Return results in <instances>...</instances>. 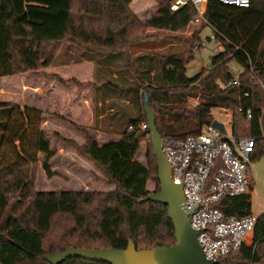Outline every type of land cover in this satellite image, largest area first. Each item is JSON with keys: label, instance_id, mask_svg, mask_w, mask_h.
<instances>
[{"label": "trees", "instance_id": "16d2710c", "mask_svg": "<svg viewBox=\"0 0 264 264\" xmlns=\"http://www.w3.org/2000/svg\"><path fill=\"white\" fill-rule=\"evenodd\" d=\"M136 1L0 0V109L5 116L0 135L1 264H48L45 256L69 247L125 248L128 240L137 249L174 244L166 206L141 201L149 194L148 179L157 181L151 141L146 164L134 160L145 136L138 129L145 114L130 122L133 131L99 145L86 131L95 120L94 63L53 64L63 44L91 53L127 51L149 39L150 30L185 32L198 15L190 3L171 11V0H148L154 13L140 20L130 8ZM200 14L222 49L211 57V67L193 77L186 76L185 60L158 58L164 85L144 88L155 126L162 138L195 135L214 121L212 108L227 109L233 137L254 138L250 159H257L264 154V97L257 95V88L264 93V0H251L248 8L206 0ZM231 60L242 67L239 85L232 83ZM185 95H199L201 101L190 111L172 105ZM44 111L84 135L83 145L55 137L100 169L115 184L113 191H34L38 152L45 154L41 167L46 176L55 175L48 164L55 153L40 130ZM214 206L241 217L250 213V196L224 197ZM60 264L107 263L70 258ZM217 264H264V213L256 219L251 244Z\"/></svg>", "mask_w": 264, "mask_h": 264}, {"label": "rangeland", "instance_id": "374dc122", "mask_svg": "<svg viewBox=\"0 0 264 264\" xmlns=\"http://www.w3.org/2000/svg\"><path fill=\"white\" fill-rule=\"evenodd\" d=\"M151 6L152 3L150 4L148 0H137L132 7L134 10L137 9V11L139 12V17L141 19H145L149 15H152L154 13V11H152ZM133 9L132 11L134 12ZM155 31H157L155 33H160L161 35L159 36V38L154 40L153 38H149L151 39V41H153L151 44L152 48L157 47V45L164 46L167 41L170 40L171 37L167 36V33H173L171 37V43L175 42L177 44L165 46L161 51L153 52V54L150 55L149 60L148 57H146L147 59L144 62L141 61L145 65L144 67L135 65V63L133 64L129 59L130 56L127 60L124 56H122L121 60L116 59L114 67H116L117 69L114 68V70L117 75L122 74L125 75V77L119 78L115 82L108 83H104L107 78H101L100 82L98 83L99 88L97 87V84H95V88L97 87V89L94 90V110L97 101L102 99V94L105 93L107 97L106 101L102 103V106H98V112H101V117L99 118L100 120L96 122L94 120V126H97L98 128L101 127V130L108 129V132H103L102 134H107L112 138H119L121 137L123 132L129 131L128 128L130 125H132L130 123L132 120L137 118L141 119L142 114H144L142 106L144 88L148 85L157 87L164 85L159 70L158 58L160 56L176 57L185 60L186 76L193 77L200 71H203L205 68L211 67V57L218 53L217 45H219V47L221 46L220 43L214 38L212 29L207 26L204 21L190 23L186 31L183 33H174L165 30ZM163 34H165V36H163ZM165 38L167 39V41H165ZM69 49H71V51H69ZM81 54H83V56L88 54L87 58H89L90 60L96 59V57L92 55L96 53L83 51L77 46L71 44H63L57 54L58 56L55 57L53 62L65 63L69 62L71 58V60H78L81 58ZM129 64L132 66H129ZM134 65L136 67H134ZM129 67H133V69H130ZM228 67L231 73L233 74L234 78H237L242 71V67L233 60L228 63ZM102 73H104V69L101 71V74ZM257 89L258 99H262L264 97V93L260 88ZM184 97L185 98H183V101L180 102L179 105H172L182 106L183 109L185 108L187 111H190L194 109L201 101L199 95L195 97H193L192 95H185ZM260 102H262V100ZM260 105L261 107H263L262 109L264 110V104L260 103ZM101 110H103L104 112ZM210 113L215 120L222 122L227 129H230V116L228 115V113H231L232 116V112L230 110L224 112L223 110L213 108L210 110ZM4 119V111L0 110V135L2 132V125ZM140 123L146 124V121H141ZM62 132L64 135L71 136L70 138L73 137V139L76 140V137L73 136L71 133L69 134L68 131ZM142 133L145 135L144 140L140 143L139 150L136 153L134 160L146 164L145 155L148 149V142H150V139L148 138L146 131H142ZM45 134L49 136L50 141H53L51 147H54V139L60 142L55 137L56 133L51 135V133L46 132ZM104 139L106 138L104 137ZM73 150L75 151V153H77L75 149ZM44 157L45 154H41L38 157V165L35 170V192H59L73 189L78 190V188L85 187L86 190L82 191H97L106 193L113 191L116 187L115 184L108 182L107 178L103 176L100 169L96 168V166L91 162V167L93 168H82L83 172L76 173V178L68 179L61 174L55 175L52 178H48L42 171L40 163L42 159H44ZM67 157H69V155ZM55 160H57V163L59 165L64 162V160L60 157H56ZM247 175L249 189L246 192V195L250 196V212L254 216L258 217L259 215L264 213V154H262L259 158L250 161V164L247 167ZM156 184L157 181H154V179H148V181L146 182L147 191L149 193L155 192L157 190ZM17 197L18 196H16L15 198ZM251 240L252 234L246 240L245 245H250Z\"/></svg>", "mask_w": 264, "mask_h": 264}, {"label": "built area", "instance_id": "2783aa9c", "mask_svg": "<svg viewBox=\"0 0 264 264\" xmlns=\"http://www.w3.org/2000/svg\"><path fill=\"white\" fill-rule=\"evenodd\" d=\"M204 1L171 0L169 9L177 11L190 3L198 11L191 23L200 22L203 20L200 6ZM217 1L238 8H248L251 3V0ZM232 83L239 85L238 77ZM245 114L247 119L252 117L250 109ZM134 128L130 125L127 132ZM138 129L146 131L150 139L146 124L140 123ZM255 144L254 138H235L231 131L225 128L222 132L212 123L203 125L195 135L162 138V154L171 169L172 181L182 185V208L191 229L198 231L197 241L207 260L218 262L221 257L236 252L252 234L256 216L251 213L228 216L214 205L224 197L246 194L247 167Z\"/></svg>", "mask_w": 264, "mask_h": 264}, {"label": "water", "instance_id": "95a60500", "mask_svg": "<svg viewBox=\"0 0 264 264\" xmlns=\"http://www.w3.org/2000/svg\"><path fill=\"white\" fill-rule=\"evenodd\" d=\"M142 102L147 131L156 158L159 190L149 193L141 201L150 200L166 206L167 217L171 220L174 229V244L137 249L134 243L128 240L125 248L84 249L69 247L45 256L44 261L46 263L60 264L70 258H80L107 264H217L215 261L207 260L201 251L197 241L198 231L191 229L188 215L182 208V185L172 181L171 169L162 154V135L155 126L154 113L146 94L143 95ZM212 125L224 132L221 122L214 120Z\"/></svg>", "mask_w": 264, "mask_h": 264}, {"label": "crops", "instance_id": "0c3cea01", "mask_svg": "<svg viewBox=\"0 0 264 264\" xmlns=\"http://www.w3.org/2000/svg\"><path fill=\"white\" fill-rule=\"evenodd\" d=\"M133 4L134 3L130 4V7L132 9H133V7H132ZM134 12L139 17V12L137 11V9H135ZM140 20H145V19L140 18ZM155 32H157V31H155V30L149 31L150 38H153V40L159 38V36L161 35L160 33H155ZM167 34H168L167 36L172 37L173 33H167ZM163 36H165V34H163ZM171 37H170L169 41H167V39L165 38V41H167V43L164 46L157 45V47L152 48L151 44L153 41H151V39H147V40L140 42L138 44L131 45L129 47L128 51L124 50V51H120V52H99V51L93 52V53H96V54H92L96 57L95 60H90L89 58H87L88 54H86L85 56H83V54H81V58L78 60H71L72 59L71 58L69 62H65V63L53 62V64L54 65H61V64H66V63H70V62L92 61L94 63V82H95V84H97V87L99 88L98 83L100 82L101 78L102 79L107 78L104 81V83H108V82H115L117 79L125 77V75H122V74L117 75V73L115 72L114 68H116V67H114V65H115L116 59L121 60V57L124 56L127 60L128 57L130 56L129 59L133 64L135 63V65H139L140 67H144L145 65L141 61L144 62L147 59L146 57H148V60H149L150 55H152L153 52L161 51L165 46L177 44L175 42L171 43V40H172ZM217 47H218L217 52H219L221 50L220 49L221 46L219 47V45H217ZM69 51H71V49H69ZM135 65H134V67H136ZM103 69H104V73L101 74V71ZM97 87L95 89H97ZM104 95H105V93L102 94V96H103L102 99L97 101V103H96V96H95V103H96V105H95V122L100 120L99 118L101 117V114H100L101 112L100 111L98 112V106L99 105L102 106V103H104L106 101L107 97H106V95L105 96ZM217 109L223 110L224 112L229 111V110L223 109V108H217ZM101 111H103V110H101ZM228 115L230 116V129H227L224 126V124L222 122L221 123L223 124V127L226 128V130L231 131V117L232 116H231V113H228ZM225 128H224V130H225ZM40 130L43 132L44 136L48 140L49 149L55 153L54 156L48 162L51 171L55 172V175L61 174V175H64L66 178L71 179V178H76V175H75L76 173L83 172L82 168H91V169L93 168V167H91L92 164L89 161L83 159L81 156H79L77 153H75V151L71 147L66 146L64 144H61L56 139H54L55 140L54 141V147H51V144L53 143V141H50L49 136H47L45 134L46 132L51 133V135L56 133L65 139H68V140L75 142L77 145H83L85 143V137L82 133L78 132L77 130L75 131V129L73 127H71L69 124L61 122L55 116L47 114L46 111H44L42 114V118L40 121ZM62 131H68L69 134L71 133L73 136L76 137V140L73 139V137L70 138L71 136L64 135ZM86 131H87L88 135L90 137L94 138L99 145H104V144H107L109 142H114V141L119 140V138H120V137L119 138H117V137L112 138L111 136H108L107 134H102L103 132H108V129H102L101 130V127L98 128L97 126H94L92 128H86ZM104 137L106 139H104ZM41 154L44 155L42 152L37 153V161L39 160L38 157ZM68 155H69V157H67ZM56 157L62 158L64 160V162H62V164L59 165L57 163V160H55ZM43 160L44 159H42V161L40 162L41 164H42ZM88 170H87V172H88ZM42 171L45 173V171L43 169H42ZM82 190H86L85 187L78 188V190L73 189L71 191H82ZM64 191H69V190H64ZM38 192H41V191H38Z\"/></svg>", "mask_w": 264, "mask_h": 264}]
</instances>
